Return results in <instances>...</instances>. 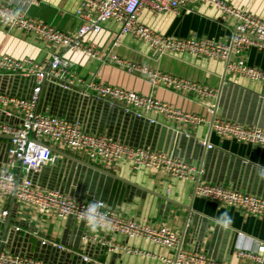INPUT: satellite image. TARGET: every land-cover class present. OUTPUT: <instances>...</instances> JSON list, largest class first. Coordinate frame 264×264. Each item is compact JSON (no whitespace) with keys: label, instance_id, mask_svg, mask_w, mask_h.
Returning <instances> with one entry per match:
<instances>
[{"label":"crops","instance_id":"0c3cea01","mask_svg":"<svg viewBox=\"0 0 264 264\" xmlns=\"http://www.w3.org/2000/svg\"><path fill=\"white\" fill-rule=\"evenodd\" d=\"M1 1L65 33H74L81 23L75 14L77 0ZM225 1L264 20V0ZM138 20L160 34L173 37H207L228 42L235 31L234 18L225 19L217 9L199 2L188 9L157 16L144 6ZM119 31L120 24L108 20L99 32L87 33L85 40L93 43L98 52L96 56H88L61 47L52 48L32 32L0 25V55L39 62L56 51L73 63V72L81 81L69 89L45 81L39 111L77 120L86 132L177 156L199 167L201 178L206 182L264 199V179H261L264 147L220 137L210 130L211 109L216 117L264 129V82L231 74L222 60L185 52L159 54L146 43ZM112 55L207 85L215 94L183 93L162 84L153 87L146 75L127 71L112 61ZM242 56L247 65L264 69V51L258 47L249 46ZM90 81L152 95L204 120L190 124L151 111L125 112L86 93V84ZM34 84L32 75L4 73L0 75V94L27 98ZM6 108L0 103V120L18 122L19 114L16 111L7 114ZM205 143L212 146L208 148ZM9 147V136L0 134V172L11 171L17 177L30 179L36 187L57 189L75 199L106 201L125 218L165 224L177 232L184 248L206 253L219 262L255 264L238 251L255 252L264 242V215L243 213L232 206L193 195L190 181L166 177L154 169L131 170L122 162L110 171L118 178L102 175L81 163L99 167L85 153L69 151L53 143L50 147L58 150V153L52 151L54 159L35 172H26L20 165H9ZM3 209L7 210L4 217ZM44 238L47 242L43 244ZM110 245H126L140 252L111 249ZM0 246L9 253L53 264H164L162 259L175 252L144 238L94 231L82 220L56 217L11 197L0 201Z\"/></svg>","mask_w":264,"mask_h":264},{"label":"built area","instance_id":"2783aa9c","mask_svg":"<svg viewBox=\"0 0 264 264\" xmlns=\"http://www.w3.org/2000/svg\"><path fill=\"white\" fill-rule=\"evenodd\" d=\"M197 2L217 9L225 19L234 18L235 31L228 42L207 37L167 36L138 20V14L144 6L157 16L161 13L177 12L180 8L188 9L191 4ZM13 13H18L15 19H7ZM75 14L81 20L80 25L74 33H65L46 23L34 20L24 11L0 0V25L9 29L32 32L52 48L61 47L88 56H96L98 53L96 46L87 42L84 37L89 32H99L106 21L112 20L120 24L119 34L128 33L158 51L159 54L185 52L222 60L226 70L231 74L251 81L264 82V69L247 65L242 56L249 46H256L264 51V20L247 9L237 8L225 0H77ZM111 59L116 64L124 66L129 72L146 75L153 87L162 84L183 93H195L201 96L215 94L207 85L153 70L141 64L125 62L115 55H112ZM72 68L73 63L56 51L39 62L29 58L16 59L8 55H0V75L19 73L25 76L32 75L35 78L32 92L27 98L0 94V103L7 106L4 112L12 114L16 111L20 119L16 123L0 120V134L10 138L8 149L10 166L20 165L26 172L39 170L44 164L54 159L55 155L50 149V144L53 143L69 151L85 153L88 159L107 171H113L122 162L128 164L131 170L154 169L166 177L190 181L193 186V195L211 199L219 205L232 206L243 213L264 215L263 198L221 184L206 182L201 178L199 167L177 156L123 144L104 134L86 132L77 120L39 111V97L45 81L56 82L65 89L72 88L81 81ZM86 86L85 92L97 101L121 108L125 112L151 111L190 124H199L204 120L200 115L182 112L172 104L158 100L152 95H143L122 87L93 81ZM211 113L210 130L220 137L264 147L263 128L256 125L246 126L230 119L216 117L212 109ZM205 145L208 148L212 146L208 143ZM9 197L37 207L53 216H70L78 220H82L84 209L90 202L75 199L57 189L36 187L28 178H20L11 171H3L0 172V201ZM99 201L103 203L100 222L106 225V228L98 230L127 238H144L163 247L174 249L173 256L162 259L164 264H225L206 253L184 248L177 232L167 225L125 218L106 201ZM6 214L7 210L3 209L2 217ZM46 242L44 238L42 243ZM110 246H113L110 247L111 249L120 248L129 253L140 252L137 248L126 245ZM58 247L62 248L61 245ZM263 253L264 242L257 246L255 252L238 251L240 256L253 260L255 264H264ZM0 264L53 263L12 254L4 251L0 246Z\"/></svg>","mask_w":264,"mask_h":264},{"label":"clouds","instance_id":"9594fccd","mask_svg":"<svg viewBox=\"0 0 264 264\" xmlns=\"http://www.w3.org/2000/svg\"><path fill=\"white\" fill-rule=\"evenodd\" d=\"M18 13H13L7 17L9 20L15 19ZM261 179H264V174L261 175ZM103 208V203L99 200H92L89 202L87 207L84 209L82 220L85 224L89 225L92 230L105 229L106 225L100 222V217L102 216L101 209ZM224 215H227L225 213Z\"/></svg>","mask_w":264,"mask_h":264},{"label":"water","instance_id":"95a60500","mask_svg":"<svg viewBox=\"0 0 264 264\" xmlns=\"http://www.w3.org/2000/svg\"><path fill=\"white\" fill-rule=\"evenodd\" d=\"M50 149H51V151H53V152H57V153H58V150H54L52 147H50ZM65 156L68 157V158H70V159H74V158H73L71 155H69V154H66ZM81 163H83L84 165H86V166H88V167H90V168L96 170L97 172L101 173L102 175H106V176H110V177L118 178V176H116V175L113 174L112 172L107 171V170H105V169H103V168H101V167L95 166V165H93V164H89V163H87V162H81Z\"/></svg>","mask_w":264,"mask_h":264}]
</instances>
